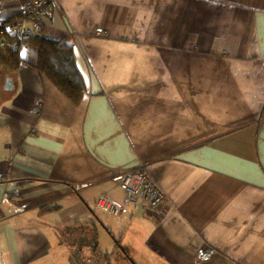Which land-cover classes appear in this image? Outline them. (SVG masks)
Returning <instances> with one entry per match:
<instances>
[{"label":"crops","instance_id":"1","mask_svg":"<svg viewBox=\"0 0 264 264\" xmlns=\"http://www.w3.org/2000/svg\"><path fill=\"white\" fill-rule=\"evenodd\" d=\"M49 4L86 93L65 97L32 45L0 67V264H112L118 245L127 264H264V0ZM142 163L155 212L115 179Z\"/></svg>","mask_w":264,"mask_h":264},{"label":"built area","instance_id":"2","mask_svg":"<svg viewBox=\"0 0 264 264\" xmlns=\"http://www.w3.org/2000/svg\"><path fill=\"white\" fill-rule=\"evenodd\" d=\"M7 0H0V40L4 37L25 40L33 36H45V19L51 16L49 0H25L18 3L17 13L12 16L5 15V3ZM96 33L103 35L104 32L98 28ZM3 174L0 172V178ZM115 179L120 182L125 197L134 208H148L155 212L161 208L166 199L165 193L150 178L146 172L144 163L135 168L119 169ZM18 194L19 190H13ZM95 207L103 213L119 216L121 205L112 199L108 194H100ZM214 249L210 246L199 247L196 250V260H208Z\"/></svg>","mask_w":264,"mask_h":264},{"label":"trees","instance_id":"3","mask_svg":"<svg viewBox=\"0 0 264 264\" xmlns=\"http://www.w3.org/2000/svg\"><path fill=\"white\" fill-rule=\"evenodd\" d=\"M26 45L38 49L36 68L39 73L72 103L79 104L86 88L75 62L71 41L47 36H33L25 40L4 37L0 40V67L15 72L21 61L20 51Z\"/></svg>","mask_w":264,"mask_h":264},{"label":"rangeland","instance_id":"4","mask_svg":"<svg viewBox=\"0 0 264 264\" xmlns=\"http://www.w3.org/2000/svg\"><path fill=\"white\" fill-rule=\"evenodd\" d=\"M120 184V182H119ZM121 186V184H120ZM122 188V186H121ZM13 192V191H12ZM16 194L11 193V196L8 195V198L10 197L11 199L15 196ZM100 195V194H99ZM98 195V196H99ZM110 196V195H109ZM111 197V196H110ZM112 198V197H111ZM113 199V198H112ZM97 209V208H96ZM98 210V209H97ZM100 211V210H99ZM108 243H110L109 240H107ZM90 245V244H87ZM76 248H81L79 246H76ZM110 255L112 256V264H127L126 260L121 257L122 255H124V257L126 258L127 256L125 255L124 250L122 249V247L120 245L117 246V248H115L114 250H111ZM127 259V258H126ZM128 261H130L132 263V260H130L129 258L127 259Z\"/></svg>","mask_w":264,"mask_h":264}]
</instances>
